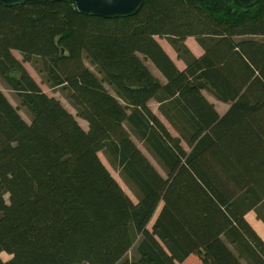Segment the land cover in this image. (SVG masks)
<instances>
[{"label": "trees", "instance_id": "trees-1", "mask_svg": "<svg viewBox=\"0 0 264 264\" xmlns=\"http://www.w3.org/2000/svg\"><path fill=\"white\" fill-rule=\"evenodd\" d=\"M141 7L105 19L69 0L0 3V76L31 118L0 88V264H264L246 218L264 203V0Z\"/></svg>", "mask_w": 264, "mask_h": 264}, {"label": "crops", "instance_id": "crops-1", "mask_svg": "<svg viewBox=\"0 0 264 264\" xmlns=\"http://www.w3.org/2000/svg\"><path fill=\"white\" fill-rule=\"evenodd\" d=\"M158 40L161 42V44H162L163 48L165 49V51L170 54V56L174 60L175 64H177L179 68L185 69L187 67V64H186L185 60L179 56V53L176 51V49L174 48V46L171 43V41H169L165 37H158ZM185 40H186L185 41V45L187 46V48L189 49L190 52H192L197 57L202 56V54L205 52L204 48H203V46H201V44L198 42V40L194 36L187 37ZM148 64L150 65V67H151L152 71L154 72V74L157 75L158 77H160L163 81H165L164 77L161 76V74L158 71V69L154 65H152L150 62ZM207 93L208 92H205L207 98H209L215 104L216 109L219 110V108L217 106V101L214 99V97L211 94H207ZM149 105L152 108L153 112H155L157 115H159L160 118L162 119V121L165 124H167V126L169 128H171L170 125L166 122V120L163 117V115L158 111L159 103L154 101V100H150ZM227 105L229 106V103ZM228 106L224 108V111L219 110V112L221 114L225 113L228 110ZM82 121H83L84 124H82L81 121H80L81 125H83V127L87 128L88 123L85 120H82ZM135 140H136V142L138 141L137 144L139 142L142 143L137 138H135ZM139 147H140V145H139ZM101 152H103V151H101ZM101 152H100V156H101ZM144 153L148 157L150 156L145 151H144ZM104 155H105V153H104ZM105 157H106V155H105ZM101 159H102V156H101ZM150 160H151V158H150ZM102 161L104 162L103 159H102ZM105 164H106V162H105ZM158 170L160 171L159 167H158ZM257 208L258 209H256V210L248 211L246 213V218H247L248 222L250 223V225L253 226V228L256 230V232H258L260 237L264 239V218L262 217V215L264 216V203L260 204ZM259 213L262 214V215H260ZM182 264H200V258L197 255H195V254H191V255H189L187 257V259L184 262H182Z\"/></svg>", "mask_w": 264, "mask_h": 264}, {"label": "rangeland", "instance_id": "rangeland-1", "mask_svg": "<svg viewBox=\"0 0 264 264\" xmlns=\"http://www.w3.org/2000/svg\"><path fill=\"white\" fill-rule=\"evenodd\" d=\"M15 55L22 60L23 57L19 52H14ZM25 67L29 70L30 74L37 80V82L41 85L42 89L48 93L51 96H56L58 97L63 104L72 112L74 113V115L76 114L75 109L72 107V105L68 102V100L66 99V97L64 96V94L56 89H52L51 87H49L48 85H46L45 83L42 82V79L37 71V68L35 67V65H33L30 62H24ZM0 88L1 90L6 94V96L10 99V101L16 105L20 107V113L23 115V117L30 121V114L29 112L20 105V101L17 98L15 92L11 89L10 85L1 78L0 76ZM209 94V93H207ZM217 101V106L219 108V110L224 111V108L227 107L228 105L220 100H218L217 98H214ZM79 121H81L82 124L83 123V119L78 117ZM173 131V129H172ZM138 142V141H137ZM140 145V147L148 154L150 155L149 157L151 158V160L153 161V163L156 165V167L160 169V171H162V173L164 175H166L165 171H163V169L161 168V166L158 164V162L154 159V157L152 156L150 149L148 147H145L142 143H138ZM101 156L102 159L104 160V162H106V165L108 166L109 170L111 171V173L114 174V176L117 178V180L119 181V183L124 187L125 191L128 192V194L133 198V200L135 202L138 201L137 197L135 196V194L133 193V191L129 188L128 185H126L125 180L123 179V177L121 176V173H119L117 167L115 166L114 163H111L108 161V159L105 157L104 153L101 152ZM160 212V209L157 211V213L155 214V216L152 218L153 220L151 221L149 227L152 226V224L154 223V221L156 220V216L158 215V213ZM3 259H8L10 256L7 253H3L2 254Z\"/></svg>", "mask_w": 264, "mask_h": 264}, {"label": "water", "instance_id": "water-1", "mask_svg": "<svg viewBox=\"0 0 264 264\" xmlns=\"http://www.w3.org/2000/svg\"><path fill=\"white\" fill-rule=\"evenodd\" d=\"M25 0H0L5 6L21 4ZM41 1V0H35ZM63 1V0H47ZM76 4L81 13L90 16H101L103 18H118L123 16L135 15L141 10L145 0H69ZM244 6L257 4L259 0H232Z\"/></svg>", "mask_w": 264, "mask_h": 264}]
</instances>
